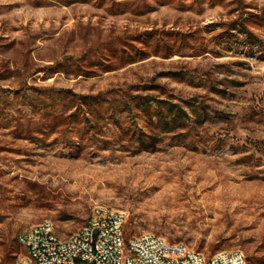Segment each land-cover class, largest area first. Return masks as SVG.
<instances>
[{
  "label": "rangeland",
  "instance_id": "374dc122",
  "mask_svg": "<svg viewBox=\"0 0 264 264\" xmlns=\"http://www.w3.org/2000/svg\"><path fill=\"white\" fill-rule=\"evenodd\" d=\"M100 208L264 264V0H0V264Z\"/></svg>",
  "mask_w": 264,
  "mask_h": 264
},
{
  "label": "built area",
  "instance_id": "2783aa9c",
  "mask_svg": "<svg viewBox=\"0 0 264 264\" xmlns=\"http://www.w3.org/2000/svg\"><path fill=\"white\" fill-rule=\"evenodd\" d=\"M125 220L121 211L100 208L82 229L65 238L57 235L51 221L38 223L18 235L26 255L15 264H247L237 250L205 257L153 233L127 237Z\"/></svg>",
  "mask_w": 264,
  "mask_h": 264
}]
</instances>
